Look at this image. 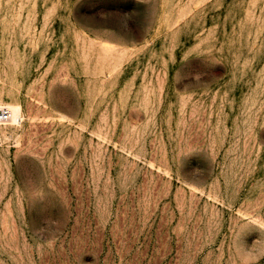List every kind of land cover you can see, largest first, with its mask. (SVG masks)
<instances>
[{
	"label": "rangeland",
	"instance_id": "obj_1",
	"mask_svg": "<svg viewBox=\"0 0 264 264\" xmlns=\"http://www.w3.org/2000/svg\"><path fill=\"white\" fill-rule=\"evenodd\" d=\"M0 264H264V0H0Z\"/></svg>",
	"mask_w": 264,
	"mask_h": 264
},
{
	"label": "bare ground",
	"instance_id": "obj_2",
	"mask_svg": "<svg viewBox=\"0 0 264 264\" xmlns=\"http://www.w3.org/2000/svg\"><path fill=\"white\" fill-rule=\"evenodd\" d=\"M1 105H0V109H1ZM8 108L11 110V113H12V120L11 122L15 123L16 124L18 123L19 125L21 124L22 122V113H21V108L19 106H14V105H8ZM10 122V123H11ZM17 124V125H18Z\"/></svg>",
	"mask_w": 264,
	"mask_h": 264
},
{
	"label": "built area",
	"instance_id": "obj_3",
	"mask_svg": "<svg viewBox=\"0 0 264 264\" xmlns=\"http://www.w3.org/2000/svg\"><path fill=\"white\" fill-rule=\"evenodd\" d=\"M12 120V113L8 107H2L0 109V125H6Z\"/></svg>",
	"mask_w": 264,
	"mask_h": 264
}]
</instances>
